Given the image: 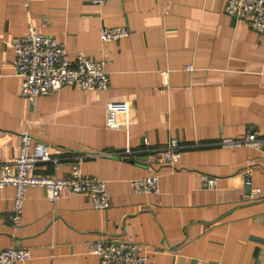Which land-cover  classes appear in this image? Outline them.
Returning a JSON list of instances; mask_svg holds the SVG:
<instances>
[{"label": "crops", "instance_id": "crops-1", "mask_svg": "<svg viewBox=\"0 0 264 264\" xmlns=\"http://www.w3.org/2000/svg\"><path fill=\"white\" fill-rule=\"evenodd\" d=\"M225 4L0 0V163L19 155L29 133L53 154L65 150L58 164H38L32 174L66 177L80 163L107 181L112 197L109 209L97 210L84 195L52 204L30 187L15 227V188L0 184V250L31 252L16 264H99L91 243L107 239L142 243L148 264H264V150L219 144L264 133V35ZM31 26L64 43L72 61H105L109 87L66 84L32 106L12 45ZM118 26L130 35L101 40L102 28ZM172 138L182 146L175 168L155 152ZM152 175H160V193H133L132 179Z\"/></svg>", "mask_w": 264, "mask_h": 264}, {"label": "built area", "instance_id": "built-area-1", "mask_svg": "<svg viewBox=\"0 0 264 264\" xmlns=\"http://www.w3.org/2000/svg\"><path fill=\"white\" fill-rule=\"evenodd\" d=\"M111 0H91L95 5H105ZM225 12L237 18H244L258 33L264 35V0H226ZM44 24L47 20L43 19ZM130 35L126 26L102 28L101 40H118ZM16 65L24 83L22 95L32 106L44 94L57 91L64 85L77 86L80 90H105L109 87L110 76L105 61H93L80 54L72 61L66 46L56 37L40 33L30 27L26 34L12 42ZM190 70L191 66L188 67ZM147 145L148 140L144 139ZM219 144L225 148L254 147L264 150V133L259 135L251 131L247 135L232 138L224 136ZM156 155L162 163L175 168L182 156V146L178 139L172 138L168 144L157 149ZM64 149H56L53 154L51 145L44 141H35L29 133L21 137L19 155L11 161L0 163V184L13 186L15 196L13 209L9 216L15 227L21 225L24 202L30 187L45 190L48 201L52 204L66 194L86 196L97 210H107L112 206V197L108 183L100 177L83 173L80 163H73L69 175L58 177L50 174H32L38 164L53 162L58 164ZM251 175V170L247 172ZM208 187H215L217 179L208 175L202 177ZM133 193H160V175L145 176L131 180ZM260 189H254L252 198L259 197ZM91 252L99 257V264H148L147 251L142 243L125 239L98 240L91 243ZM31 259V252L25 247L11 246L0 250V264H16Z\"/></svg>", "mask_w": 264, "mask_h": 264}]
</instances>
